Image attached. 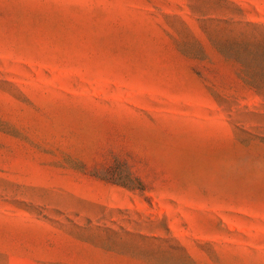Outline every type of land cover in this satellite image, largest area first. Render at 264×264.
<instances>
[{
  "label": "rangeland",
  "instance_id": "obj_1",
  "mask_svg": "<svg viewBox=\"0 0 264 264\" xmlns=\"http://www.w3.org/2000/svg\"><path fill=\"white\" fill-rule=\"evenodd\" d=\"M0 264H264V0H0Z\"/></svg>",
  "mask_w": 264,
  "mask_h": 264
}]
</instances>
